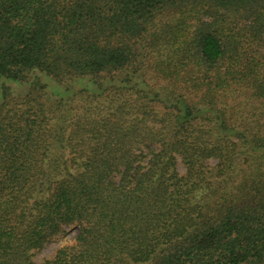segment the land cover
<instances>
[{
	"label": "trees",
	"instance_id": "16d2710c",
	"mask_svg": "<svg viewBox=\"0 0 264 264\" xmlns=\"http://www.w3.org/2000/svg\"><path fill=\"white\" fill-rule=\"evenodd\" d=\"M0 264H264V0H0Z\"/></svg>",
	"mask_w": 264,
	"mask_h": 264
},
{
	"label": "rangeland",
	"instance_id": "374dc122",
	"mask_svg": "<svg viewBox=\"0 0 264 264\" xmlns=\"http://www.w3.org/2000/svg\"><path fill=\"white\" fill-rule=\"evenodd\" d=\"M16 89V88H15ZM21 90V89H20ZM18 90V91H20ZM179 169L182 171L183 168L179 164ZM75 234L74 228H66L65 232L55 237L54 239L47 242L39 253L35 256L36 261H41L42 259L52 255L53 251L65 240H69Z\"/></svg>",
	"mask_w": 264,
	"mask_h": 264
}]
</instances>
